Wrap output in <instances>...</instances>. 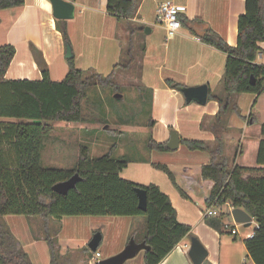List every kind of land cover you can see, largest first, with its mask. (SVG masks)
<instances>
[{"label": "trees", "instance_id": "16d2710c", "mask_svg": "<svg viewBox=\"0 0 264 264\" xmlns=\"http://www.w3.org/2000/svg\"><path fill=\"white\" fill-rule=\"evenodd\" d=\"M138 0H106V11L116 19L130 20L138 7ZM245 10L237 20V42L230 45L222 37L207 31L200 39L225 53L221 79L223 96L208 93L207 101L219 105L210 122L215 145L211 148L203 140L181 138L189 150H204L209 153L208 163L190 169L182 183L190 185L197 194L207 186L205 205L228 202L231 207L244 209L257 223L254 235L244 239L248 255L254 264H264V137L259 141L256 165L245 166L229 163L225 155L223 122L228 110L235 106L234 95L243 92L258 95L264 91V62L257 60L264 49V0H244ZM24 0H0V9L20 6ZM181 24L183 18L179 16ZM60 30L59 24L56 25ZM133 32V26H129ZM64 28H62L63 30ZM63 38L68 40L65 32ZM15 47L0 45V217L5 214L38 215L44 219H61L65 215H115L144 216L145 229L136 241L145 240L150 249L144 251V264H158L186 235L191 227L178 221L176 210L169 196L157 184H140L121 177L128 161L115 157L116 144L100 156L92 157L89 148L81 144L75 164L70 168L43 166L41 152L43 138L53 129L52 122H82L85 120L83 102L86 89L95 84L111 86L125 63H116L107 76L90 73L75 67L74 59H67L68 70L62 80L50 78L49 69L41 52L34 46L32 51L41 71V79H6L5 74L15 54ZM88 73V74H87ZM253 80V83H252ZM171 88L180 83L167 79ZM115 88H120L117 84ZM143 90V88L141 87ZM147 89V88H146ZM150 107L152 106V89ZM255 100L253 101L254 105ZM14 118L16 121H3ZM248 118L252 123L256 116ZM264 136V122L261 124ZM147 147L159 151L169 150L166 142L148 139ZM164 171L173 184L187 197L177 184L175 172L167 165L154 163ZM78 173L80 179L66 194L52 190V186ZM146 192V210L138 208L135 188ZM222 213V212H221ZM218 216L203 217L205 223L223 233L227 212ZM134 234V233H133ZM50 248V264H59V256L53 240L47 234ZM99 246V245H98ZM97 251V250H96ZM0 264H31L28 256L16 245L11 232L0 223ZM202 264H212L204 260Z\"/></svg>", "mask_w": 264, "mask_h": 264}, {"label": "rangeland", "instance_id": "374dc122", "mask_svg": "<svg viewBox=\"0 0 264 264\" xmlns=\"http://www.w3.org/2000/svg\"><path fill=\"white\" fill-rule=\"evenodd\" d=\"M73 5L74 16L64 20L62 32L66 33L67 41L72 47L75 67L102 76H107L118 62L125 63L128 67L121 70L111 86L95 84L86 89L87 97L83 102L84 121L52 122V131L43 138L42 165L70 168L76 162L77 150L81 144L89 148L92 157H97L114 143L115 157H123L128 161L120 173L121 177L144 185L149 184L151 180L162 183V179L174 187L180 198H187L182 196L168 175L155 167L154 163L165 164L171 171H176L177 184L188 190L189 188L181 183L182 171L208 163L209 153L204 150H189L183 143L177 150L159 151L147 147L148 139L161 141L169 137L171 130H163L161 134L158 126L152 127L149 89H162V81L173 80V77L185 80L197 78L193 64L188 68L191 62L189 52L192 53L191 57L196 53L195 42L184 41L185 46H177L173 44L172 38L166 40L164 29L156 21L152 0H145L144 13L147 18H144L143 22H128L133 26V32L127 28V21H117L104 12L89 8L93 6V0H77V4ZM149 26L153 30L146 32L145 28ZM181 30H185L189 35L194 34L186 26H182ZM64 54L61 62L62 59L65 60ZM55 67L56 63L53 64L52 70ZM117 84L120 86L118 89L115 88ZM116 92L122 95L120 100L114 98ZM235 95V106L228 110L223 122V127L228 131L223 134L225 155L231 164L242 145V153L237 156L236 161L244 165H255V148L252 142L258 137L260 125L264 121V94L254 105L253 93L243 92ZM190 103L195 105L194 102ZM250 112L256 116L252 125L245 122V117L247 118ZM2 120L16 121L14 118ZM203 126L198 129L199 124L196 122L180 119L178 131L182 137L200 139L213 146V132ZM163 133L165 136L161 138ZM206 194L205 187L199 194L190 193L192 200L186 199V208L191 217L185 218L186 220L193 221L199 209L202 212L205 210ZM221 212H227L226 205L222 204ZM226 217L228 219L227 215ZM180 218L184 219L183 216ZM144 220V216L140 215H65L61 219H44L38 215L5 214L0 217V223L10 230L31 264H50L47 234L53 240L59 264H95L96 260L91 258L95 252L88 247V242L95 232H100L102 236L97 248L101 254L97 259L100 260L122 250L128 233L129 238L138 236L140 229H143V222L145 229ZM254 227L253 220L248 226L239 224L238 235L224 230L221 233V245L215 244L210 248L209 259L219 258L220 264H252L244 239L245 234ZM196 232L198 230L191 227V236L199 239ZM209 234L212 236L211 232ZM210 235L207 240L212 245L215 240H212ZM190 240V237H187L186 244H182L186 254ZM143 256L144 251L141 250L124 264H144Z\"/></svg>", "mask_w": 264, "mask_h": 264}, {"label": "crops", "instance_id": "0c3cea01", "mask_svg": "<svg viewBox=\"0 0 264 264\" xmlns=\"http://www.w3.org/2000/svg\"><path fill=\"white\" fill-rule=\"evenodd\" d=\"M73 4H77V0H67ZM165 0H152V8L156 11L157 5ZM177 4H183L186 6V12L181 14L183 18L182 26L189 28L193 35H189L185 30H180L172 38L173 44L180 46L184 45V41L192 42L196 44V53L191 57V62H189L188 68L193 64L196 68L195 75L196 79L185 80V79H175L173 81L180 83L184 86H195L199 84L206 83L208 85V93L217 94L223 96L224 92L222 89L221 79L224 70L225 53L221 50L215 48L214 46L203 42L200 36L194 31L192 26L194 24H207V31H211L214 34L222 37L230 45H236L237 42V20L238 16L242 14L245 10L244 0H171ZM145 0H140L138 7L132 19L129 21L136 23L135 21H144L147 15L144 13ZM75 6V5H74ZM84 6V5H82ZM97 12H104L109 15L106 11V0H93V6L89 7ZM111 16V15H110ZM113 17V16H112ZM115 18V17H113ZM116 19V18H115ZM117 21H127V28H129L128 20L126 19H116ZM64 20L56 19L52 16V8L49 0H24V3L20 6L0 9V45L9 43L15 47V54L10 62L9 68L6 71V79H41V71L37 64L36 58L32 51V46L36 47L40 52L42 59L48 66L50 78L55 81L62 80L67 73L68 63L67 58L65 60L61 57L65 53V39L63 38L62 28H64ZM59 24L61 29L58 30L56 25ZM181 26V27H182ZM162 28V27H161ZM153 28L149 26V31L151 32ZM206 31V32H207ZM126 34V33H124ZM195 35V36H194ZM166 39V37H165ZM171 40V39H168ZM259 45L264 49V42H260ZM185 46V45H184ZM181 46V47H184ZM122 50L123 47H122ZM65 57V56H64ZM194 62V63H193ZM264 62V58L261 60ZM56 63L54 70H52L53 64ZM164 87L158 89L157 87L151 88L152 93V106H151V118L153 120L152 127L160 128V133L163 130L176 129L178 131L180 119H189L190 122H196L199 124L198 129L202 127L208 128L210 130V122L213 116L217 113L219 105L215 100H209L204 105L197 104L192 105L191 103H186L182 93L177 88H171L166 84V81H162ZM188 82V83H185ZM264 94V91L258 95L254 94L255 103L259 101V97ZM237 98L234 95V98ZM253 98V96H252ZM258 100V101H257ZM183 101V104H181ZM251 113V112H250ZM249 113V114H250ZM249 116V115H248ZM252 119L245 117V122L252 125ZM264 122V121H263ZM246 124V125H247ZM262 124V123H261ZM201 125V126H200ZM248 127V126H247ZM211 131V130H210ZM180 139L185 138L180 135ZM228 131L226 130V134ZM225 135V134H224ZM165 133L161 138H164ZM261 134V125L259 129L258 137L252 142L255 151V163L256 155L258 150L259 141L263 138ZM189 138V137H188ZM153 139V138H152ZM169 137L164 138L157 142H167ZM155 140V139H153ZM214 140V135H213ZM156 141V140H155ZM181 145V142H180ZM178 146V148L180 147ZM215 145V141L213 148ZM242 145L240 146L239 152L235 154L233 162L240 165H244L236 161L239 154L242 153ZM177 148V149H178ZM175 149V150H177ZM78 155V150H77ZM77 160V159H76ZM256 165V164H255ZM255 165H245V166H255ZM199 166V165H198ZM195 166L193 168H196ZM191 168V169H193ZM190 171H182V178H184L185 173ZM176 172V171H175ZM176 174V173H175ZM162 183L158 181L151 180L149 183H155L159 188L166 193L173 207L176 210V216L178 221L182 223H188L194 230H198L195 234L199 237L201 242L204 244L208 251V255L205 260H208L212 264H220L219 258H212L210 256V248H213L215 244L221 245L223 234L219 233L217 230L208 226L203 220L202 211L199 209L193 221L185 218H190L191 215L188 214L186 206L187 200L191 199L190 193L195 192V189L190 185H186L189 189L182 188L187 194V198H180L178 192L170 184H167L161 179ZM141 184V183H140ZM164 185L165 188L162 187ZM207 186H202V188ZM196 193V192H195ZM192 200V199H191ZM183 216V220L180 218ZM189 216V217H187ZM145 221V220H144ZM144 226V222H143ZM140 229L138 235L141 236L144 233V227ZM9 230V229H8ZM142 230V231H141ZM10 231V230H9ZM193 231V230H192ZM212 233V236L209 234ZM134 233V232H133ZM12 234V233H11ZM129 234L125 237L123 244H126ZM212 237L214 244H210L207 240L208 236ZM14 237V236H13ZM193 237L191 235L184 236L176 245V249L171 250L158 264H192L190 258L185 253L182 244H186L185 239ZM15 239V238H14ZM16 241V240H15ZM184 241V242H182ZM17 247L19 243L16 241ZM95 252H99L98 250ZM100 253V252H99ZM113 254V253H112ZM101 255V254H100ZM95 256L91 255V258ZM144 261V260H143ZM125 263V262H124ZM144 263V262H143ZM231 264V263H226ZM252 264L253 261H252Z\"/></svg>", "mask_w": 264, "mask_h": 264}, {"label": "water", "instance_id": "95a60500", "mask_svg": "<svg viewBox=\"0 0 264 264\" xmlns=\"http://www.w3.org/2000/svg\"><path fill=\"white\" fill-rule=\"evenodd\" d=\"M52 8V16L56 19L66 20L74 16V5L72 2L67 0H49ZM194 31L199 35L203 36L207 31V24H194L192 26ZM146 32L149 28H145ZM65 58L69 59L73 57L72 47L70 43L65 41ZM253 83V80H252ZM178 90L182 93L186 103L196 102L197 104L204 105L208 98V85L206 83L195 85V86H184L178 87ZM114 98L120 100L122 95L115 93ZM107 127V126H106ZM180 145V136L176 129H171L169 133V139L166 142V147L169 150H175ZM80 179L78 173H74L71 177L66 180L59 181L52 186V190L59 194H66L67 191L75 187L76 182ZM135 193L138 198V208L146 210V192L140 187L135 188ZM252 217L242 208H232L228 215L230 222H236L248 226L252 222ZM101 233L95 232L90 241L88 247L91 251L95 252L101 240ZM150 246L146 244L145 240L136 241L131 236L125 246L118 253L109 257L97 260L95 264H124V262L130 258H133L139 251L148 250ZM187 255L190 258L192 264H202L208 255V251L205 246L196 237H192L190 245L187 251Z\"/></svg>", "mask_w": 264, "mask_h": 264}, {"label": "built area", "instance_id": "2783aa9c", "mask_svg": "<svg viewBox=\"0 0 264 264\" xmlns=\"http://www.w3.org/2000/svg\"><path fill=\"white\" fill-rule=\"evenodd\" d=\"M186 12V6L183 4H177L171 0H165L157 5L156 8V21L164 29L166 40L173 38L178 31L180 30L182 24L180 20V15ZM263 56L261 52L257 54V60L261 61ZM227 206V216L230 214L233 207L230 206L228 202L223 203ZM222 204H214L208 206L203 210V217L206 216H218L221 213ZM253 221V219H252ZM255 227L253 230L245 234V238H250L254 235L255 229L257 228V223L254 221ZM240 223L231 222L229 225H226L225 230L233 232L235 235H238V225ZM184 248V246H183ZM100 256L99 252H95L94 259L97 261V257ZM95 261V262H96Z\"/></svg>", "mask_w": 264, "mask_h": 264}]
</instances>
